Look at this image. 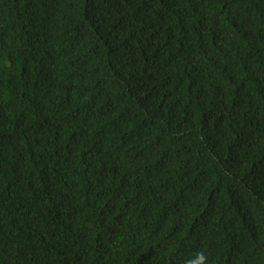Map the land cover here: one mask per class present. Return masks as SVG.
Segmentation results:
<instances>
[{
	"label": "trees",
	"instance_id": "obj_1",
	"mask_svg": "<svg viewBox=\"0 0 264 264\" xmlns=\"http://www.w3.org/2000/svg\"><path fill=\"white\" fill-rule=\"evenodd\" d=\"M264 264V0H0V264Z\"/></svg>",
	"mask_w": 264,
	"mask_h": 264
},
{
	"label": "clouds",
	"instance_id": "obj_2",
	"mask_svg": "<svg viewBox=\"0 0 264 264\" xmlns=\"http://www.w3.org/2000/svg\"><path fill=\"white\" fill-rule=\"evenodd\" d=\"M187 264H209V260L207 255L203 251H201L197 253L195 260H189Z\"/></svg>",
	"mask_w": 264,
	"mask_h": 264
}]
</instances>
